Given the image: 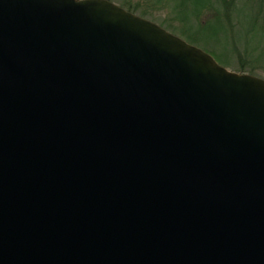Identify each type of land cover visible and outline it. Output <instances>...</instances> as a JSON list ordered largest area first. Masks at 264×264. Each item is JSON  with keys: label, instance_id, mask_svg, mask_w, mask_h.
Wrapping results in <instances>:
<instances>
[{"label": "water", "instance_id": "water-1", "mask_svg": "<svg viewBox=\"0 0 264 264\" xmlns=\"http://www.w3.org/2000/svg\"><path fill=\"white\" fill-rule=\"evenodd\" d=\"M112 0H0V264H264V78Z\"/></svg>", "mask_w": 264, "mask_h": 264}, {"label": "trees", "instance_id": "trees-1", "mask_svg": "<svg viewBox=\"0 0 264 264\" xmlns=\"http://www.w3.org/2000/svg\"><path fill=\"white\" fill-rule=\"evenodd\" d=\"M112 1L200 46L228 68L264 75V0ZM163 10L166 17L158 14Z\"/></svg>", "mask_w": 264, "mask_h": 264}, {"label": "rangeland", "instance_id": "rangeland-1", "mask_svg": "<svg viewBox=\"0 0 264 264\" xmlns=\"http://www.w3.org/2000/svg\"><path fill=\"white\" fill-rule=\"evenodd\" d=\"M167 10H163V11H160L158 14H161V15H163V16H167V12H166ZM158 14H157V16H158ZM229 69H231V70H233L232 68H229ZM233 71H235V70H233ZM260 73H262L263 71H259ZM253 75H255V74H253ZM256 76H259V77H263L264 78V75L263 74H258V75H256Z\"/></svg>", "mask_w": 264, "mask_h": 264}]
</instances>
